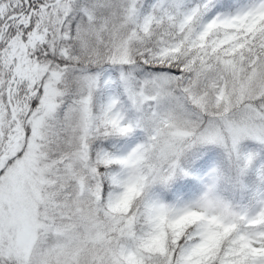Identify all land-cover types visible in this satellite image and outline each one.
<instances>
[{
    "label": "snow or ice",
    "instance_id": "obj_1",
    "mask_svg": "<svg viewBox=\"0 0 264 264\" xmlns=\"http://www.w3.org/2000/svg\"><path fill=\"white\" fill-rule=\"evenodd\" d=\"M0 264H264V0H0Z\"/></svg>",
    "mask_w": 264,
    "mask_h": 264
}]
</instances>
